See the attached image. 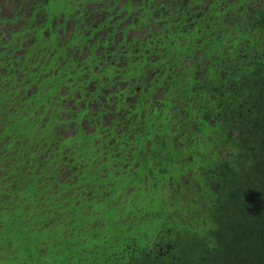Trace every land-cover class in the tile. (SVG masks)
<instances>
[{
	"label": "trees",
	"instance_id": "trees-1",
	"mask_svg": "<svg viewBox=\"0 0 264 264\" xmlns=\"http://www.w3.org/2000/svg\"><path fill=\"white\" fill-rule=\"evenodd\" d=\"M150 1L122 8L142 7L136 14L168 47L182 34L190 57L211 44L216 70H187V97L162 99L166 119L140 120L162 115L148 147L139 135L111 147L118 128L93 134V109L78 103L83 91L60 87L56 63L45 84L0 56V264H264V6ZM106 2L113 10L119 0ZM222 99L229 107L214 123ZM190 117L215 138L204 142Z\"/></svg>",
	"mask_w": 264,
	"mask_h": 264
},
{
	"label": "flooded vegetation",
	"instance_id": "flooded-vegetation-1",
	"mask_svg": "<svg viewBox=\"0 0 264 264\" xmlns=\"http://www.w3.org/2000/svg\"><path fill=\"white\" fill-rule=\"evenodd\" d=\"M179 1L183 3V0H174L173 4ZM242 1L249 9L261 2L264 6V0H251L250 5L247 0ZM149 2L152 1L141 0L142 4ZM126 3L127 0H119L113 10H108L106 0H0V34L4 31V35H0L3 40L0 56L19 70L22 65L17 61L42 62L45 72L47 65L56 63L55 70L61 72L60 87H73L78 93L83 91L85 102L78 103H86L88 109H93L91 114L97 118L90 130L93 134L103 135L118 128L120 134L111 140V147L116 148L119 137L120 142L135 146L138 135L144 138V145L148 147L152 144L148 137L154 135L162 115H158L154 124L140 120H150L149 113L154 111L162 113V119H166L162 99L167 102L187 97V70L213 73L216 68L206 60L207 46L211 44L197 45L193 49L194 56L190 57L178 46L182 34L178 36L173 32L170 37L177 40L170 38L171 46L168 47L169 38L156 39L150 32L153 27L136 14L142 7L134 8L131 3L130 8H122ZM118 6L124 11H119ZM129 23L133 25L128 26ZM36 48L43 50V55L34 50ZM16 76L28 80L23 73H16ZM203 81L212 84L207 79ZM68 94L72 96V93ZM65 99L74 100L68 96ZM120 99L123 101L118 103ZM124 102L127 103L125 107ZM228 107L222 99L214 109L211 121L215 123ZM116 108L119 110L114 111ZM173 117L172 121L176 118L173 120ZM177 117L179 122L182 118L187 119L186 115ZM189 119L190 128L193 126L197 135L204 137V142L215 138L197 126L198 122L204 124L199 119ZM99 120L104 121L102 125ZM179 134L187 137V131ZM183 146L186 149L190 144ZM212 151L218 154V159L227 155L224 147ZM119 164L127 170L132 169L121 160Z\"/></svg>",
	"mask_w": 264,
	"mask_h": 264
},
{
	"label": "rangeland",
	"instance_id": "rangeland-1",
	"mask_svg": "<svg viewBox=\"0 0 264 264\" xmlns=\"http://www.w3.org/2000/svg\"><path fill=\"white\" fill-rule=\"evenodd\" d=\"M17 63H21L19 61H17ZM26 66V70H28L27 72L30 71V75L32 79L31 81H35L36 79L39 80L41 79L42 82H44L45 84H47L50 81H53L54 76L51 75V72H45L43 71L44 67H40L37 63H35V61L31 60L29 62L23 63ZM60 79L57 78V82Z\"/></svg>",
	"mask_w": 264,
	"mask_h": 264
}]
</instances>
